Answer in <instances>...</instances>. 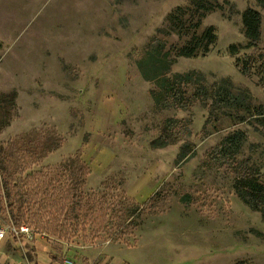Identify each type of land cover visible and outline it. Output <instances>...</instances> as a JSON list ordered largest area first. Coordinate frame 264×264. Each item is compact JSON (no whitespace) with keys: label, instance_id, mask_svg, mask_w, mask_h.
I'll return each mask as SVG.
<instances>
[{"label":"rangeland","instance_id":"rangeland-1","mask_svg":"<svg viewBox=\"0 0 264 264\" xmlns=\"http://www.w3.org/2000/svg\"><path fill=\"white\" fill-rule=\"evenodd\" d=\"M214 4L196 31L215 28L210 52L171 67L203 77L184 111L155 106L138 62L156 38L167 49L191 39L169 22L183 9L190 25L191 0H0V146L18 167L12 181L31 176L24 190L41 202L44 182L59 181L49 194L59 197L75 175L78 207L94 203L107 225L30 241L12 232L4 201L0 264H264V194L245 187L264 184V0ZM248 10L262 17L253 45ZM225 90L235 99L222 102Z\"/></svg>","mask_w":264,"mask_h":264},{"label":"trees","instance_id":"trees-1","mask_svg":"<svg viewBox=\"0 0 264 264\" xmlns=\"http://www.w3.org/2000/svg\"><path fill=\"white\" fill-rule=\"evenodd\" d=\"M215 1L216 0H191L195 10L192 11V22L190 25H186L183 19H181L186 15L185 10H179V15H177L178 13L171 15L169 17L171 31L181 36H188L193 30L194 34L191 36V39L182 47H170V49H167L165 42L156 38L151 42L144 56L138 62L140 74L143 78L153 82L156 86L155 90L151 91V96L155 106L158 108L169 109L173 107L185 111L192 107L195 97L193 94L187 96L189 93L188 89L198 83H202L203 77L197 76L194 73L170 75L171 67L177 58H192L197 57L199 54L206 55L210 52L212 45L217 40L215 28L213 26L206 28L202 35H198L196 31L201 27L203 18L214 10ZM196 17H198L197 23L194 24L193 19ZM243 18L246 37L253 45L260 38L262 17L257 11L248 10L243 14ZM230 51L235 54L238 52V47L230 46ZM221 89L222 88H220V90ZM225 93L227 97H224L222 102H231L235 99L231 90H225ZM173 121L175 120L168 122L171 123ZM170 127L171 125L167 127V131ZM170 139L171 137L169 136L164 138L165 142H168ZM50 150H54V147ZM2 152L3 148L0 146V194L3 193V197H0V212H7L4 206L6 202L10 221L16 228H21L26 225L37 232L44 234L49 233L59 239H68V237L76 236L80 231H90V234L92 233V235L96 236L107 227V225L101 226L99 222L96 223V211L98 208L94 206V203L90 202V206L84 208L85 211L78 207L80 203L76 202L78 199H76L77 197L75 194L78 180L75 175H71L70 180L72 184L70 187L66 188L64 194H61L59 197H54L52 194L49 196L50 189L53 188L54 183L57 181H54L53 178L47 180L43 185L42 193L46 195L44 201L33 202L32 195H37V191L34 192L35 194H32L24 190L28 182H32L29 181L32 177L30 176L28 178L29 180L26 178L25 180L14 183L12 177L15 175V172H17L18 167L13 164H11L12 166H8L6 163L7 157L2 154ZM69 168L68 165H65L64 171ZM57 176H62V173H58ZM245 187L257 193L264 194V184H257L255 181H247ZM70 197H72V200ZM66 202H69L72 206L69 205V207H66ZM135 204L139 207L137 203ZM34 208H37V210H34ZM52 210H54L55 213H51ZM61 217H63L62 220ZM129 217L131 216H127V219ZM81 218H83L84 224L78 223ZM127 219L124 221L120 220L121 227H126L125 223ZM72 222L76 224L74 226L72 224L68 225V223ZM109 223L113 224L112 221L108 222V224Z\"/></svg>","mask_w":264,"mask_h":264},{"label":"built area","instance_id":"built-area-1","mask_svg":"<svg viewBox=\"0 0 264 264\" xmlns=\"http://www.w3.org/2000/svg\"><path fill=\"white\" fill-rule=\"evenodd\" d=\"M12 232L14 233V235L17 237L18 235H24L27 237V239H29L30 241L31 240H38V239H44L46 240V237H47V234L45 233H40V232H37L35 230H33L32 228L30 229L29 226H22L21 228H16L14 227L12 229ZM6 235V231L2 230L0 232V243L3 241V238L5 237Z\"/></svg>","mask_w":264,"mask_h":264},{"label":"crops","instance_id":"crops-1","mask_svg":"<svg viewBox=\"0 0 264 264\" xmlns=\"http://www.w3.org/2000/svg\"><path fill=\"white\" fill-rule=\"evenodd\" d=\"M42 246H43V244H42ZM45 249H46V247L45 246H43Z\"/></svg>","mask_w":264,"mask_h":264}]
</instances>
